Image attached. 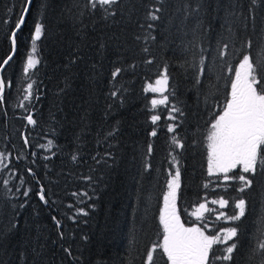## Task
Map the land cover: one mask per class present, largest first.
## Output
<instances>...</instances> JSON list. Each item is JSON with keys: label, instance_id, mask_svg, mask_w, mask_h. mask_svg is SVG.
<instances>
[{"label": "trees", "instance_id": "trees-1", "mask_svg": "<svg viewBox=\"0 0 264 264\" xmlns=\"http://www.w3.org/2000/svg\"><path fill=\"white\" fill-rule=\"evenodd\" d=\"M23 6L0 0V63L13 53L11 32ZM37 23L40 62L25 72ZM261 48L264 0H117L107 11L92 9L90 0H33L2 72L0 264H145L147 250L162 241L159 216L175 166L186 227L204 225L192 215L201 203L223 198L230 216L236 200L246 201L240 220L207 221L213 232L238 228L232 260L215 258L227 246L217 244L209 264H260L264 169L239 192L238 180L208 174L206 137L230 91L228 67ZM165 67L169 103L153 109L144 89ZM152 115L160 116L155 124ZM156 257L164 264L159 251Z\"/></svg>", "mask_w": 264, "mask_h": 264}, {"label": "snow or ice", "instance_id": "snow-or-ice-1", "mask_svg": "<svg viewBox=\"0 0 264 264\" xmlns=\"http://www.w3.org/2000/svg\"><path fill=\"white\" fill-rule=\"evenodd\" d=\"M117 3V0H90V7L96 9L97 6L107 11L108 7ZM33 4V0H24L21 14L15 22V29L18 31L25 24V18L29 13V7ZM158 11V10H157ZM149 19L155 21L159 19L156 12L149 13ZM152 27L151 24L148 25ZM43 26L40 23L35 25L34 34L31 37L32 49L27 57L26 67L27 72L39 64V59L36 56L37 47L36 42L41 38ZM17 31L11 32L12 51L15 52L17 43ZM154 39V37H152ZM247 46L252 47V42L248 41ZM227 49L228 45L223 46ZM147 51V49H145ZM224 53H221L223 55ZM9 55L0 63V70L4 65H8L12 60ZM151 63V61H148ZM204 60L201 58L200 67L198 69L197 83H200L199 76L204 74ZM122 70L115 69L112 73L115 79ZM229 73L234 72V78L228 81L230 91L225 98L223 107L213 116V122L207 133V164L208 174L222 175L223 180L240 182L239 192L243 193L251 188L253 181L250 176L257 173L258 167L264 169V48L258 49L255 54H244L239 60L238 65L233 69L228 67ZM169 76L167 68L159 74V78L153 83H148L145 87V92L158 93L161 98H153L151 100L152 108L155 109L158 105H167L169 103L168 95H164L167 91ZM6 83L0 79V102L3 101V92ZM32 85H28L31 89ZM116 92L111 93L116 96ZM25 96V99H28ZM180 111L177 108H172L171 112ZM29 124H35L32 116L26 117ZM160 119L159 115H152L151 121L155 124ZM170 119L175 120V116H170ZM168 130L174 131V126L169 125ZM156 131H152L151 135L156 136ZM27 142V141H26ZM172 142L182 148L183 144L174 136ZM52 141H48V147L52 146ZM43 147V146H42ZM149 153L152 146H148ZM3 154L0 153V162H2ZM75 159V157H74ZM175 159V158H173ZM237 168L240 170L239 175H229ZM30 171V170H29ZM170 179L167 181V192L163 196L164 207L160 211L159 223L162 227V241L154 243L146 252L145 264H157L156 253L159 251L164 258V264H209L210 253L214 245L226 244L224 249L225 255L215 257L225 261L232 260V253L237 249V244L234 238L238 237L237 227H228L221 229L214 234H206L207 224L203 227H185L180 220L177 212L176 198L177 189L180 187V171L179 168L175 173H169ZM28 192H24V196H28ZM86 195V193H85ZM41 201L47 203L43 189L39 192ZM213 204H219L220 207H225L228 201L221 198L220 200L211 201ZM235 208L238 212L230 216H225L220 213L217 219L225 217L230 221H238L245 215L246 201L242 198L236 200ZM200 209H206V205L201 203L197 212L193 215L197 219H201L202 213ZM79 212L87 215L83 209ZM55 220V217H53ZM59 221H56L59 227ZM261 235L264 236V226L260 228ZM228 241H233L228 243ZM262 256H264V241L258 244V249ZM260 264H264V259H261Z\"/></svg>", "mask_w": 264, "mask_h": 264}, {"label": "rangeland", "instance_id": "rangeland-1", "mask_svg": "<svg viewBox=\"0 0 264 264\" xmlns=\"http://www.w3.org/2000/svg\"><path fill=\"white\" fill-rule=\"evenodd\" d=\"M154 82L155 81L150 82V83H153L154 84ZM168 87H169V81H168ZM168 87H167V91L164 93V95H167ZM149 93L152 94V99L153 98H157V99L161 98L158 93H152V92H149ZM158 106H164V105H158ZM2 165H3L2 162H0V170L2 168ZM177 168L178 167L175 166L174 169H173V171L171 173L174 174L175 173V170ZM237 169H239V168H237ZM213 176H218V175H213ZM170 178L171 177H169V179ZM167 190H166V192H167ZM178 193H179V189H177L176 207H177V201H178ZM218 200H220V199H216V201H218ZM211 201H213V200H211ZM211 201L204 202V204L206 205V209L207 210L200 209V213H202V216H201V219H198L199 222L208 225V228L205 230L206 231V234H214V233L219 232L221 229H224V228H220L216 232H213L215 230V226L209 225L207 221H210L211 223H219V222L225 223V222H229L230 221V220L225 219V217H220V219H217V216L220 213H224L225 216H226V213L223 211V209H225L227 207V205L225 207H220V205L218 203L217 204H213V203H211ZM163 207H164V204H163ZM197 209H199V206L192 212V215H193V213L197 212ZM177 212H178V207H177ZM178 215H179V213H178ZM194 216L197 217L196 215H194ZM193 226L203 227L201 224H196V225H193ZM193 226H191V227H193ZM228 243L230 244L231 241H228Z\"/></svg>", "mask_w": 264, "mask_h": 264}, {"label": "water", "instance_id": "water-1", "mask_svg": "<svg viewBox=\"0 0 264 264\" xmlns=\"http://www.w3.org/2000/svg\"><path fill=\"white\" fill-rule=\"evenodd\" d=\"M29 8H30V7H29ZM16 31H17V30H16ZM18 31H19V30H18ZM18 31H17V32H18ZM15 52H16V51H15ZM15 52L12 53V55H11L12 57H14ZM12 59H13V58H12ZM10 62H11V61H9V63H10ZM8 65H9V64H8ZM8 65H4V66H3V69L0 70V79H2V72L6 69V67H7Z\"/></svg>", "mask_w": 264, "mask_h": 264}]
</instances>
